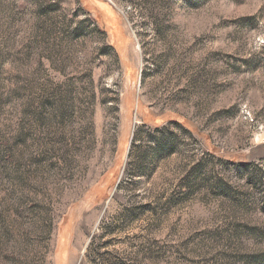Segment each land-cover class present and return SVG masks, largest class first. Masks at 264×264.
<instances>
[{
	"label": "rangeland",
	"instance_id": "rangeland-1",
	"mask_svg": "<svg viewBox=\"0 0 264 264\" xmlns=\"http://www.w3.org/2000/svg\"><path fill=\"white\" fill-rule=\"evenodd\" d=\"M0 264H264V0H0Z\"/></svg>",
	"mask_w": 264,
	"mask_h": 264
}]
</instances>
